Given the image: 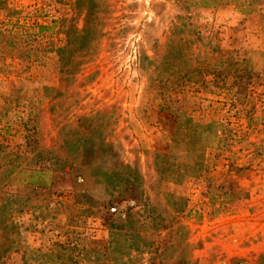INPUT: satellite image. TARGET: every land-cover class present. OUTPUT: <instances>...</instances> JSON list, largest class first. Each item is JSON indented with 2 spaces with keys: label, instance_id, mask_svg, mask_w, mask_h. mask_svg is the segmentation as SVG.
Masks as SVG:
<instances>
[{
  "label": "rangeland",
  "instance_id": "374dc122",
  "mask_svg": "<svg viewBox=\"0 0 264 264\" xmlns=\"http://www.w3.org/2000/svg\"><path fill=\"white\" fill-rule=\"evenodd\" d=\"M3 1L20 11L19 24L46 25L43 40L56 45L85 27L91 2L101 17L76 53V85L92 72L93 80L80 86L67 116L61 110L72 99L54 52L31 63L0 58V123L13 125L0 141L20 143L33 128L48 142L54 127L40 86L51 85L63 91L60 118L101 112L94 124L104 126L110 147L81 159L111 172L92 182L86 169L88 189L64 174L49 194L13 196L15 227L0 229V264H264V0H189L200 28L227 51L222 74L206 76L212 91L198 74L174 84L156 67L183 1ZM7 15L0 9V27L15 20ZM192 59L201 66V57ZM124 178L136 198L122 200ZM133 212L135 234L126 232Z\"/></svg>",
  "mask_w": 264,
  "mask_h": 264
},
{
  "label": "trees",
  "instance_id": "16d2710c",
  "mask_svg": "<svg viewBox=\"0 0 264 264\" xmlns=\"http://www.w3.org/2000/svg\"><path fill=\"white\" fill-rule=\"evenodd\" d=\"M178 1H183L179 7L181 12L171 22L164 41L160 44L159 48H162V52L159 55L160 62L156 67L161 68L160 72L165 73L174 84L193 79L192 76L198 74L197 82L201 83L204 90L207 91L210 87V80H206V76L208 74L217 76L222 74L223 57L227 51L223 50L219 44H212V31L200 28L194 19V15L190 13L191 2L189 0ZM4 3L3 0H0V9L6 10L7 16L15 17V20L10 25L0 27V58H13L31 63L43 57L44 53L54 52L58 61L59 80L64 83L66 91L70 92L72 99L66 108L61 110L67 116V111H69L67 107L78 102L80 86L83 87L84 84L90 83L94 77V72L86 74L81 79L86 83L80 81V85H76L78 84L76 75L80 71L79 62H81L77 60L79 57L76 53L81 50L82 44L87 39L88 29L93 27L90 25L94 22H100V12L97 13L92 10L93 3L91 2L85 13V27L79 30H69L65 42L56 45L51 40L50 42L43 40L47 29L46 25L36 24V28L32 29L19 24L20 11L7 10L6 7H3ZM76 44L80 46L68 52L70 46ZM192 56L202 58L201 66H199L200 63L199 65L193 63ZM197 60L200 61V59ZM208 69L212 70L209 72ZM239 73V68L233 71L236 80L241 79ZM158 81L160 83L167 80L162 77L161 79L158 78ZM18 87L22 88V86ZM235 87L241 92L236 94H246L245 87L242 85L238 84ZM40 89L43 93L42 96L49 102L47 110L51 115L54 134L50 136L48 142H45L44 138L40 136V130L33 131V128H26L20 143L10 144L7 140L0 141V197L3 200L0 202L1 230L15 227L13 208L11 207L15 199L13 196H30L36 190H40V193L49 194L52 186L64 174L68 175L75 186H82L85 183L84 185L87 187L85 188L88 189V182L84 176L86 169L89 168L91 171L92 182L98 181L96 176L99 174L108 175L111 172H102L90 162L81 159L85 153L88 154L89 150L108 149L110 147V143L107 141L108 133L103 132L104 126L94 124V118L101 112L78 114L73 121H69L66 117L60 118L61 113L56 109V101L63 96V91L56 90L51 85H42ZM2 108L0 107V115ZM248 121L250 125V120ZM12 127L11 120L0 123V133H7ZM37 132L39 136H37ZM78 176H81V183L76 182ZM123 180L126 187L119 193L120 196H124L122 200L136 198V187H133L127 178ZM9 203V207L6 208ZM139 217V212L126 215L125 219L129 224L126 227V232L131 231V234H135L140 231L135 227ZM166 227H168L167 224H162L156 229L160 230Z\"/></svg>",
  "mask_w": 264,
  "mask_h": 264
},
{
  "label": "built area",
  "instance_id": "2783aa9c",
  "mask_svg": "<svg viewBox=\"0 0 264 264\" xmlns=\"http://www.w3.org/2000/svg\"><path fill=\"white\" fill-rule=\"evenodd\" d=\"M129 205H133V201L131 200L130 202H129ZM110 211L111 212H116L117 211V208L116 207H112V208H110Z\"/></svg>",
  "mask_w": 264,
  "mask_h": 264
}]
</instances>
